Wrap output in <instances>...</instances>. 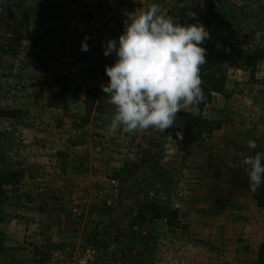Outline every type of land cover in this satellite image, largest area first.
Instances as JSON below:
<instances>
[{
  "label": "rangeland",
  "instance_id": "374dc122",
  "mask_svg": "<svg viewBox=\"0 0 264 264\" xmlns=\"http://www.w3.org/2000/svg\"><path fill=\"white\" fill-rule=\"evenodd\" d=\"M151 3L205 25L201 80L226 85L164 131L113 135L104 45ZM258 31L264 0H0V264H264L239 156L264 151Z\"/></svg>",
  "mask_w": 264,
  "mask_h": 264
},
{
  "label": "clouds",
  "instance_id": "9594fccd",
  "mask_svg": "<svg viewBox=\"0 0 264 264\" xmlns=\"http://www.w3.org/2000/svg\"><path fill=\"white\" fill-rule=\"evenodd\" d=\"M86 39L81 42L85 52ZM209 39L204 24L180 23L164 14L158 3L125 21L118 40L104 45V55L115 56L105 68L108 82L101 85L115 109L108 131L113 135L164 131L174 125L178 112L200 103L204 99L200 72L207 62L204 44ZM252 47H264V31L256 32ZM247 147L255 150L256 141L249 139ZM239 156L249 188L256 192L264 185V152Z\"/></svg>",
  "mask_w": 264,
  "mask_h": 264
},
{
  "label": "trees",
  "instance_id": "16d2710c",
  "mask_svg": "<svg viewBox=\"0 0 264 264\" xmlns=\"http://www.w3.org/2000/svg\"><path fill=\"white\" fill-rule=\"evenodd\" d=\"M182 10L183 9H181L180 12L177 14L168 13V16H171L179 20L180 23H185L183 22L182 19H180L181 14L183 13ZM252 42L253 41L249 43V51L244 56V63L252 67H255L258 64V62L264 58V47H256L255 49H253ZM203 77L204 79L202 80L201 87L203 89L204 99L200 103L196 104L198 108H202L203 106H205L208 103V101L212 98L213 94L222 92L226 85V76L223 74L218 75L209 72L204 74ZM13 111L16 112V110ZM2 114L8 117L13 116L12 110L10 112L8 111L2 112ZM181 119L183 124H189L193 122V120H195V116H193L191 113L187 111H183L181 114ZM260 152H264V151H260ZM3 178L4 177L0 174V191L2 190L3 187ZM252 193L257 201V204L260 207L264 208V185H262L256 192H252ZM163 215L164 213L162 212L153 213V217L155 218H162Z\"/></svg>",
  "mask_w": 264,
  "mask_h": 264
},
{
  "label": "built area",
  "instance_id": "2783aa9c",
  "mask_svg": "<svg viewBox=\"0 0 264 264\" xmlns=\"http://www.w3.org/2000/svg\"><path fill=\"white\" fill-rule=\"evenodd\" d=\"M81 262H87V260H80Z\"/></svg>",
  "mask_w": 264,
  "mask_h": 264
}]
</instances>
